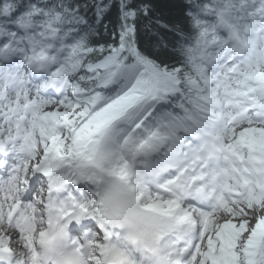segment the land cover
<instances>
[{"label":"snow or ice","instance_id":"6c2138e0","mask_svg":"<svg viewBox=\"0 0 264 264\" xmlns=\"http://www.w3.org/2000/svg\"><path fill=\"white\" fill-rule=\"evenodd\" d=\"M0 264H264V0H0Z\"/></svg>","mask_w":264,"mask_h":264}]
</instances>
